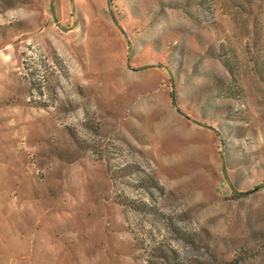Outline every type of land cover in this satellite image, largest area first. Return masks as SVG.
Returning a JSON list of instances; mask_svg holds the SVG:
<instances>
[{
	"label": "rangeland",
	"instance_id": "obj_1",
	"mask_svg": "<svg viewBox=\"0 0 264 264\" xmlns=\"http://www.w3.org/2000/svg\"><path fill=\"white\" fill-rule=\"evenodd\" d=\"M0 264H264V0H0Z\"/></svg>",
	"mask_w": 264,
	"mask_h": 264
},
{
	"label": "trees",
	"instance_id": "obj_2",
	"mask_svg": "<svg viewBox=\"0 0 264 264\" xmlns=\"http://www.w3.org/2000/svg\"><path fill=\"white\" fill-rule=\"evenodd\" d=\"M107 2L110 3V0H107ZM169 97H170L171 102H173L174 98H175L174 90H172V89L169 90ZM239 193H244V191L239 192Z\"/></svg>",
	"mask_w": 264,
	"mask_h": 264
}]
</instances>
